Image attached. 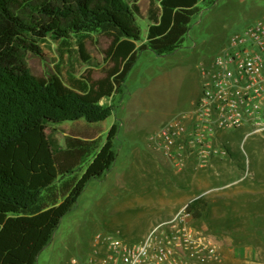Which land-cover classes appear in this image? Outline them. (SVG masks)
Segmentation results:
<instances>
[{
  "label": "rangeland",
  "instance_id": "obj_1",
  "mask_svg": "<svg viewBox=\"0 0 264 264\" xmlns=\"http://www.w3.org/2000/svg\"><path fill=\"white\" fill-rule=\"evenodd\" d=\"M141 3L145 9L150 1ZM263 17L264 0H217L193 18L182 49L166 56L150 51L140 55L123 94L108 101L116 106L111 118L97 124L84 120L47 124L48 138L58 151L65 147L66 135L99 134L105 140L116 123L118 157L109 173L88 183L36 264H73V260L81 264L99 233L120 231L127 241L138 242L201 195L209 208L202 219L193 218V224L222 246V264H264V137L253 135L244 142L247 131L229 132L223 143L225 157L215 158L205 170L192 166L182 173L148 146L159 127L191 109L202 89L201 66H210L234 34ZM137 24L144 39L148 23L140 18ZM108 46L105 37L93 36L87 51L94 66L82 67L76 61L74 41L67 46L49 40L42 46V56L29 57L28 66L40 78L59 75L70 82L67 69L73 67L77 79L98 80L109 67L104 55Z\"/></svg>",
  "mask_w": 264,
  "mask_h": 264
},
{
  "label": "trees",
  "instance_id": "obj_2",
  "mask_svg": "<svg viewBox=\"0 0 264 264\" xmlns=\"http://www.w3.org/2000/svg\"><path fill=\"white\" fill-rule=\"evenodd\" d=\"M139 2L0 0V264H36L88 183L117 161L116 123L105 140L66 135L58 151L47 124L111 118L116 106L108 101L123 94L140 55L182 49L193 18L217 0H150L146 41L137 24ZM95 35L109 41V67L101 79H77L73 67L67 69L70 82L59 75L40 78L28 66L49 40L67 46L74 41L76 61L94 66L87 43ZM209 204L199 196L187 209L199 220Z\"/></svg>",
  "mask_w": 264,
  "mask_h": 264
},
{
  "label": "built area",
  "instance_id": "obj_3",
  "mask_svg": "<svg viewBox=\"0 0 264 264\" xmlns=\"http://www.w3.org/2000/svg\"><path fill=\"white\" fill-rule=\"evenodd\" d=\"M201 74L196 104L149 138L151 151L177 173L190 166L205 170L215 158L225 157L229 132L247 131L244 142L253 135L264 137V17L234 34L210 66H201ZM190 202L138 242L127 241L120 231L97 234L81 264H222V246L194 226Z\"/></svg>",
  "mask_w": 264,
  "mask_h": 264
},
{
  "label": "crops",
  "instance_id": "obj_4",
  "mask_svg": "<svg viewBox=\"0 0 264 264\" xmlns=\"http://www.w3.org/2000/svg\"><path fill=\"white\" fill-rule=\"evenodd\" d=\"M149 1H150V0H149ZM139 6H140V8H141V12H142V15H141L140 18H141L142 20H145V21L148 23V27H149L150 22H149V20H148V9H149L150 3H149V6L146 5V7H145V9H144V8L142 7L143 5H142L141 0H140V2H139ZM144 10H145V11H144ZM140 18H138L137 23H138V21L140 20ZM146 38H147V35H146V37H145L143 40L146 41ZM200 95H201V89H200V91L198 92V95H197V97H196V100H194V102H193V104H192V107L196 104V102L198 101ZM192 107H191V108H192ZM152 161H155V158H154ZM173 215H174V214H171V216H173ZM171 216H170V217H171ZM223 255H224V258H225V251H223ZM245 264H249V263H245Z\"/></svg>",
  "mask_w": 264,
  "mask_h": 264
}]
</instances>
